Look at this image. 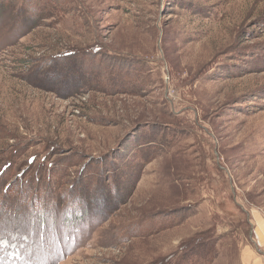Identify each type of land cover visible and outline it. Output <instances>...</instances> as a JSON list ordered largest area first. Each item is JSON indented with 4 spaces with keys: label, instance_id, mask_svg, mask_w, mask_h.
<instances>
[{
    "label": "rangeland",
    "instance_id": "rangeland-1",
    "mask_svg": "<svg viewBox=\"0 0 264 264\" xmlns=\"http://www.w3.org/2000/svg\"><path fill=\"white\" fill-rule=\"evenodd\" d=\"M13 1L0 264H244L246 212L264 216V0Z\"/></svg>",
    "mask_w": 264,
    "mask_h": 264
},
{
    "label": "crops",
    "instance_id": "crops-1",
    "mask_svg": "<svg viewBox=\"0 0 264 264\" xmlns=\"http://www.w3.org/2000/svg\"><path fill=\"white\" fill-rule=\"evenodd\" d=\"M247 225L252 227L251 232V245L250 240L243 238V234H239V241L242 250L245 248L246 259L244 264H264V216L258 212V214L246 212ZM250 237V236H249ZM245 239L247 240L246 243Z\"/></svg>",
    "mask_w": 264,
    "mask_h": 264
},
{
    "label": "trees",
    "instance_id": "trees-1",
    "mask_svg": "<svg viewBox=\"0 0 264 264\" xmlns=\"http://www.w3.org/2000/svg\"><path fill=\"white\" fill-rule=\"evenodd\" d=\"M1 2L5 3V2H8L9 4H13V0H1ZM125 174H121L119 172V175L115 176V182H114V188H113V191H115V196L116 194H118L117 196V201H119L120 199L123 200V198H127V195L130 194V190H128V188H126V186L128 185L129 183V176H130V170L127 168V167H124L123 168V171H125ZM130 173V174H129ZM131 182V181H130ZM103 196H100L101 198V203H103V205H106L104 204L105 202L109 201L110 200V197H109V194H108V191L106 190V188L103 189ZM120 200V202H121Z\"/></svg>",
    "mask_w": 264,
    "mask_h": 264
}]
</instances>
